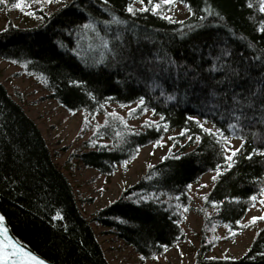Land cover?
Masks as SVG:
<instances>
[{
    "label": "trees",
    "instance_id": "16d2710c",
    "mask_svg": "<svg viewBox=\"0 0 264 264\" xmlns=\"http://www.w3.org/2000/svg\"><path fill=\"white\" fill-rule=\"evenodd\" d=\"M66 2L71 5L72 0H66ZM130 2L131 0H111L112 6L109 12H114L121 19L127 20L128 24L111 25L107 33L101 31V37L109 42L108 48H104L102 40L91 33L80 41L83 49L82 55L90 60L106 58L108 62L106 68L103 64L96 69L84 67L78 58L54 45L53 41L65 39L59 34L61 28L70 21L83 22V16L74 8L70 7L63 12H57L60 5H57L53 11L45 13L47 16L45 21L37 20L31 26H19L13 20L8 19L5 27L8 29L7 33L0 31V58L10 62L18 60L19 63L15 64L21 67L22 72L31 76L47 89L50 96L59 104L62 100L65 102L75 101L77 107H87L89 111H92L94 107L92 103L87 102V98L79 89H70L67 86L69 78L87 81L88 88L94 91L100 102H103V97L114 96L116 103L133 104L139 96L148 92L147 85L152 82L132 67L131 61H127V67L123 61L119 64L115 63L114 52H120L121 47L127 48L129 51L136 49L138 46L136 38L139 37L141 38L139 46L145 53L163 50L177 62L191 64L194 59L193 50L195 49L197 57L206 53L205 45L210 44L216 38L217 30L208 26L195 32L191 39H173V36L181 32L184 26L169 23L151 13H138L136 16H131L124 11ZM76 3H81V0H76ZM83 3L88 6L87 11L95 14L98 18L110 19L108 14L98 10L93 4V0H83ZM184 3L190 4L197 16L202 14L201 9L208 5H211L213 11H218L224 16L225 20H214L213 24L220 23L222 25L219 35L228 40L230 47L236 53L244 52L245 56L251 53L264 55V51L258 50L264 47L261 43H256L254 49H247L248 43L257 41L258 34L254 31V23L249 21L252 10L242 6L244 0H184ZM134 7L136 6L134 5ZM9 9V6L0 5L1 11L8 12ZM256 16L260 18L258 13ZM175 20L185 21V24H195L199 27L196 17L191 16L190 13L184 19ZM100 27L103 28L102 25ZM229 28L233 29L232 33L226 32V29ZM118 34L122 35V40L115 39ZM144 36L151 37L155 44L143 40ZM230 37L235 38L230 39ZM75 39V37L72 38L73 41ZM25 62H29L27 68L23 67ZM157 83L160 81L157 80ZM165 88L168 91L171 90L167 85ZM159 91L160 89L157 88L155 93H148L154 97L149 107H155L158 113H164L170 117L171 129L168 133H178L184 126L186 115L184 109L187 105L180 104L173 107L172 103L166 104L163 98L159 97ZM81 100H84L85 104L82 105ZM196 103L197 101H192L193 106ZM187 114L195 115V112L189 111ZM125 119L128 120V116ZM96 122L98 121L95 119L91 123L90 138L92 139L96 138L93 136ZM103 122L104 119L99 123L103 124ZM111 123L113 129L118 127L116 122L112 121ZM211 123L210 120V126ZM82 125L85 127L83 120ZM136 129L145 131L140 127ZM245 132L250 140V144L245 150L247 152L256 145V141L252 140L253 133L264 136V125L245 129ZM157 138L156 132L147 130L145 135L131 137V143L125 145L123 151L112 152L93 150L88 139L87 150L79 154L78 157L85 165L97 169L101 174L111 176L113 174H109L110 171L115 173L118 169L110 168L113 161L127 158V152L134 149L137 144L143 147L151 144ZM180 141L185 140L182 138ZM100 142L109 144L114 142L111 129L100 137ZM184 144L183 149L179 147L174 149V152L189 154L183 162L161 163L159 161L153 164L163 175L149 181L145 177L152 170L147 168L134 184L126 188L127 192L123 190L117 200L99 209L93 220L115 229L116 233L140 254L147 255L152 252L159 255L163 253V249L152 247L156 241L167 243L169 247L178 242L174 237L179 236L180 241L184 236L181 225L184 219L174 215L176 212L174 205L177 201L170 197L186 192L187 184L197 182L217 162H220L210 138H205L200 145L186 142ZM193 152L195 155L192 154ZM261 175H264V158L254 157L252 162L241 159L237 169L221 178L215 192L211 187L206 193L213 192L210 200H219L225 195H238L246 199L252 190L249 181L251 178ZM5 177L9 179H4ZM10 181H14V183ZM133 191L164 192L166 195L162 196L161 200L166 203L152 202L137 206L125 199ZM181 202L189 203L185 196H181ZM191 203L192 200L190 209H192ZM226 207L229 210L218 215L211 204H206L202 200L199 212L203 216V221L199 231V247L194 264H264V261L260 259L256 261L248 259L224 260L223 257L208 259V253L218 240L211 245L207 241L217 237L216 229L224 226L230 220L243 219L248 211L242 212L241 210L250 209L252 205L249 203ZM200 209H206V212L200 211ZM55 210L62 212L65 217L63 221L50 220ZM0 214L5 216L19 240L55 264H109L97 241L91 221L84 217L79 208L72 184L54 163L39 128L25 113L22 106L11 97L1 81ZM262 215H264V211ZM169 217L180 219V225H174ZM120 219H124L126 222L120 223ZM261 223L262 225L259 227L257 224L251 226L256 228L249 246L253 249V254L257 251H264V222ZM53 224L55 227L52 226ZM64 225L67 226V231L64 230ZM244 229L247 228H239L238 231ZM256 233H260V235L257 236ZM244 254L239 258H243Z\"/></svg>",
    "mask_w": 264,
    "mask_h": 264
},
{
    "label": "snow or ice",
    "instance_id": "6c2138e0",
    "mask_svg": "<svg viewBox=\"0 0 264 264\" xmlns=\"http://www.w3.org/2000/svg\"><path fill=\"white\" fill-rule=\"evenodd\" d=\"M139 3V8L134 7V4ZM177 0H131L124 9L131 16H136L138 13H151L158 16L169 23L179 24L184 26L181 32L176 33L173 39H191L193 34L197 31L211 26L217 30L216 38L205 45L206 53L200 56L195 55L191 64L187 62L179 63L172 56L163 50H157L151 53H145L139 46L141 38L137 39V48L129 51L127 48L121 47L120 52L113 53V60L119 64L125 62V67L128 66L127 61H131V66L136 68L141 75L151 80V84L147 85L148 92L141 95L134 102L135 106L130 104L120 103L119 107L127 109L128 118L136 119L140 116H147L151 112L152 116H159L158 120L151 117L145 119L137 130L130 125L124 116H120L115 110L108 111L107 105L116 100L114 96L103 97V102L97 98L93 90L88 88V82L84 80L71 79L67 80V86L70 89H79L87 98V102L94 105L92 111L87 107L80 108L76 106V102L61 101L62 107H65L68 113L76 115L77 112L83 113V121L85 125H89L96 119L101 112L104 113L103 124L96 122L94 125L93 136L88 143L93 150L99 151H123L124 146L131 143V137H139L146 134L147 130H152L158 134V138L152 142L153 148H164L167 146V153L160 158V162L173 161L181 163L185 160L188 153H177L174 149L179 147L183 149L185 144H180L183 138L186 143L202 144L205 138H210L216 156L220 162H217L209 172L211 175V184L213 192H215L217 185L221 182V178L226 174L232 173L234 169L239 167L240 160L252 162L254 157L264 158V136L252 134V140L256 141V145L251 147L250 151H245L250 144L248 134L245 129L256 127L257 125H264V55H256L251 53L248 56L244 52L236 53L229 45L228 40L221 38L219 29L222 27L220 23L213 24V21H223L225 17L218 11H213L211 5L205 6L201 9L200 15L193 11L190 4H185L191 16H195L199 27L195 24H185V21H177L172 15L165 14L171 11V6L175 5ZM184 3V0H180ZM60 5L57 12H63L66 9L74 8L78 10L83 16V22L77 23L70 21L67 25L60 29L59 34L65 37L64 40L53 41L54 45L66 50L70 55L78 58L88 68H99L101 64L108 67L106 58L102 57L99 60H90L88 57L82 55L81 39L94 34L95 37L100 38L104 48H108L109 42L101 37V31L107 33L111 25H127L128 21L121 19L114 12H109L111 8V0H93V4L101 13H106L110 16L107 18H98L95 14L87 11V5L83 3H76L72 0L71 5L66 0H0V5L9 6L10 9L19 10L26 16L33 17L38 21H45V7L50 5ZM248 10H252L249 16L250 23H254V31L258 34V39L254 43H248L247 49L256 48V43L264 45V0H244L242 5ZM37 13H40L39 15ZM256 13L260 18H257ZM50 15V14H49ZM103 26L101 28L100 26ZM7 33L8 29L2 30ZM227 33H232L233 29H226ZM76 39L73 41L72 38ZM235 37H230L234 39ZM116 40H122V35H116ZM145 41L155 44L151 37L144 36ZM241 39H243L241 37ZM68 41V42H66ZM72 46H69V45ZM91 48V45H89ZM264 51V47L258 49ZM119 56V59H117ZM12 63H19L18 60H13ZM29 62H25L23 67L27 68ZM175 73V75H174ZM31 75V73H29ZM157 80L160 83H157ZM167 85L171 90L165 88ZM159 88V97L163 98L164 103H172L173 107L180 104L187 105L184 109L186 115L184 118V126L176 135H165L171 129L170 117L164 113H158L155 107H149L151 100L154 98L148 93H155ZM155 97V98H159ZM192 101H197L193 106ZM80 103L85 104L84 100ZM189 111L195 112V115L187 114ZM91 117V119H90ZM203 117V119H201ZM212 121L211 126H206ZM112 121L116 122L118 127L112 128ZM111 129L113 132L112 144L101 143L102 137L107 130ZM81 132L84 128L80 129ZM238 138L239 146H235L233 138ZM168 142L171 145L168 146ZM142 145L137 144L134 149L127 152V158L113 161L110 168L122 167L127 171L129 161L136 160L139 156ZM155 154L154 152L152 153ZM195 155V152L192 153ZM148 169L152 170L145 177V179L152 181L154 177H159L163 173L159 172L156 165L148 164ZM109 174H114L110 171ZM4 179H9L5 177ZM14 183V181H10ZM199 183V181H197ZM249 183L252 185V190L244 199L238 195H225L222 199L210 200L213 192L205 193L201 199L206 204H211L217 214H222L229 209L228 205L251 204L253 208L257 205L261 206V211H264V175L255 176L251 178ZM186 192H181L175 197L177 203L174 205L176 212L175 216L182 217L187 220V213L190 211V202L192 196L188 193L194 191V185L189 183L186 186ZM207 184H199V189L207 188ZM100 191H103L101 189ZM127 192V189H125ZM166 195L164 192H135L126 196L125 199L131 203L139 206L148 203L164 204L166 201L161 200V197ZM181 196H185L189 203L181 202ZM205 211L206 209H200ZM242 212L251 211V209L244 208ZM65 219L61 211L55 210L50 217L51 221H63ZM174 225H180V219H173L169 217ZM5 216L0 214V264H46V261L33 254L32 251L26 250L25 247L9 234V229L4 226ZM120 223H125L124 219L119 220ZM257 222H264V215L251 216L244 222L242 219H235L224 224L229 235L213 237V240L207 241L209 245L217 240H227L235 237L238 234L239 228H248L257 224ZM55 227V224L52 225ZM64 230L67 231V226L64 225ZM257 236L260 233H256ZM179 241L180 237H174ZM152 247L161 248L166 253L169 245L156 241ZM158 261L161 257L155 253L149 252L147 255L141 254L139 259L145 262L148 259ZM208 259H215L209 257ZM224 260L230 259H248L256 261L260 259L264 261V251H257L253 254V249L249 248L244 254L243 258H232L227 255L223 257Z\"/></svg>",
    "mask_w": 264,
    "mask_h": 264
},
{
    "label": "rangeland",
    "instance_id": "374dc122",
    "mask_svg": "<svg viewBox=\"0 0 264 264\" xmlns=\"http://www.w3.org/2000/svg\"><path fill=\"white\" fill-rule=\"evenodd\" d=\"M140 7L139 3L134 4ZM56 4L46 6L45 13L53 11ZM38 14V13H37ZM165 14L172 15L174 19H184L188 16V8L185 3H177L171 6L170 12ZM39 15V14H38ZM8 19L13 20L19 26H31L36 23V19L21 13L19 10L9 9L8 12L0 10V31L3 30ZM0 81L6 87L11 97L18 102L25 113L36 123L43 135L52 159L56 166L67 176L73 186L79 208L87 219L91 221V226L95 232L103 253L109 264H194L196 252L199 247V231L202 225L203 216L199 212L202 204L201 197L211 189V175L214 173H205L199 183H193L194 191L192 196V209L186 214L187 220H183L182 228L183 238L176 244L168 248L165 253L159 254L158 261L148 259L141 262L140 253L130 244L125 242L111 227L104 226L93 220L95 213L117 200L123 190L134 184L146 171L148 164H155L167 153V146L164 148H153L152 143L147 144L140 149L139 156L134 161H129L127 171L118 167L117 171L106 176L97 169L85 165L80 159L79 154L87 150V140L91 136V124L82 127L83 113L77 112L76 115L68 113L65 107H62L54 98L50 96L47 89L42 87L31 76L22 72L19 65L0 58ZM135 106V103L130 104ZM108 111L115 110L122 116L127 117V109L120 108L119 103L111 102L107 105ZM158 120V116H152L151 112L147 116L139 118H129L128 122L135 128L143 123L147 118ZM104 113L96 116L98 122H102ZM209 126L210 125H206ZM84 128L81 132L80 129ZM177 132L168 133L174 135ZM186 141H180L184 144ZM235 146H239V139L233 138ZM171 142H168V146ZM177 149V148H176ZM155 153L154 155L152 153ZM199 184H207L208 187L199 189ZM103 189V191H100ZM242 219L246 222L251 216L263 214L261 206L251 207ZM262 223H258L257 227ZM256 228L249 227L238 231L235 237L227 240H218L208 253L209 257L222 258L225 255L232 258L241 257L249 248L255 235ZM229 235L224 226L216 229V236Z\"/></svg>",
    "mask_w": 264,
    "mask_h": 264
},
{
    "label": "water",
    "instance_id": "95a60500",
    "mask_svg": "<svg viewBox=\"0 0 264 264\" xmlns=\"http://www.w3.org/2000/svg\"><path fill=\"white\" fill-rule=\"evenodd\" d=\"M4 226L7 227L9 229V234L12 235L16 240H18L24 247L26 250H30L33 252V254L37 255L39 258L43 259L46 261V264H55L52 261L48 260L47 258H45L44 256H42L41 254H39L38 252H36L33 248H31L28 244L24 243L23 241L19 240L17 238V236L14 234V232L12 231L10 225L8 224V222L4 221Z\"/></svg>",
    "mask_w": 264,
    "mask_h": 264
}]
</instances>
